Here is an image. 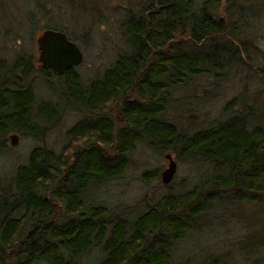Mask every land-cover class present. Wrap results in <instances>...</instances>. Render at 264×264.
<instances>
[{"label": "trees", "instance_id": "1", "mask_svg": "<svg viewBox=\"0 0 264 264\" xmlns=\"http://www.w3.org/2000/svg\"><path fill=\"white\" fill-rule=\"evenodd\" d=\"M28 1L33 17L47 6L96 13L106 0ZM137 3L118 5L125 48L98 77L83 83L73 67L61 75L39 67L45 87L57 91L54 102L36 100L27 60H0V153L9 131L41 136L63 106L86 113L66 128L59 151L34 145L0 177V264H188L178 246L188 248L187 239L218 221L213 212L228 203L256 208L255 225L241 218L240 238L258 236L236 243L242 262L221 249L194 264H264V104L241 90L223 100L218 119L197 128L168 111L184 110L202 80L216 87L261 70L255 32L264 0ZM137 143L196 161L202 171L184 190L164 184L139 210L112 205L101 187L120 178Z\"/></svg>", "mask_w": 264, "mask_h": 264}, {"label": "rangeland", "instance_id": "2", "mask_svg": "<svg viewBox=\"0 0 264 264\" xmlns=\"http://www.w3.org/2000/svg\"><path fill=\"white\" fill-rule=\"evenodd\" d=\"M137 4V0H106L100 8H97L96 13L86 12V15L77 9L60 10L56 9L57 6H47L43 11H37L33 17H30L28 13L33 9L31 1L0 0V60L6 65L19 58L22 64L27 60L29 64L27 79L33 88L36 100L54 102L57 91L54 93L45 87L36 61L37 49L34 42L36 35L44 28L63 31L81 51V61L73 67V70L78 73L80 80L86 83L98 77L105 68L109 67L114 56L125 48L119 33L122 8L118 5L133 7ZM256 26L255 42L260 49L256 68L261 67L260 71L253 68L252 72H248L244 69L246 72L230 75L216 87L211 82L202 80L185 96V104L182 106L184 110L180 107L176 109L173 105L169 106L171 110L168 111L181 112V120L188 121L192 128H197L218 119V111L223 100L241 90L246 89L247 96L255 97L264 104V8L258 12ZM58 79H60L58 76H50L51 82L55 83ZM85 115L83 110H73L63 106L53 122L49 126L44 125L46 128L41 136L30 137L9 131L6 134V148L0 153V177H9L13 168L25 161L27 152L34 145L44 144L55 152L59 151L65 141L66 128ZM169 115L172 116L170 113ZM10 133L16 136L14 145L9 143ZM135 147L131 162L120 178L101 187L100 195L104 201L112 205H129L139 210L144 204L154 201L164 193L166 185L160 182L159 173L166 167L165 153H168L175 162L174 174L167 184L172 191L189 188L202 171L196 161L179 160L172 151L158 152L148 148L144 143H137ZM145 170L153 172L148 179L142 180L139 176ZM213 213L218 221L203 224L201 230L205 232L190 234L192 236L187 239L189 247L185 248V245L181 248L179 245V251L184 252L188 264H194L210 252H220L221 249L230 252L235 262H242L244 254L236 244L245 233L241 218H246V221L250 220V223L255 225L256 208L249 206L246 209L237 208L233 203H228L222 209L216 208ZM256 236H258L256 232L249 233L243 237L241 243L248 245Z\"/></svg>", "mask_w": 264, "mask_h": 264}, {"label": "water", "instance_id": "3", "mask_svg": "<svg viewBox=\"0 0 264 264\" xmlns=\"http://www.w3.org/2000/svg\"><path fill=\"white\" fill-rule=\"evenodd\" d=\"M37 49L36 61L41 69H47L55 75H61L81 61V51L66 34L58 29L44 28L35 37ZM9 143H16L14 133L8 135ZM166 167L159 173V180L167 184L175 171V162L168 153L164 154Z\"/></svg>", "mask_w": 264, "mask_h": 264}]
</instances>
